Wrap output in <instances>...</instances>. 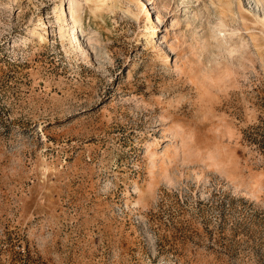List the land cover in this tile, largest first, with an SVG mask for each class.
Returning <instances> with one entry per match:
<instances>
[{"label": "rangeland", "instance_id": "rangeland-1", "mask_svg": "<svg viewBox=\"0 0 264 264\" xmlns=\"http://www.w3.org/2000/svg\"><path fill=\"white\" fill-rule=\"evenodd\" d=\"M0 264H264V0H0Z\"/></svg>", "mask_w": 264, "mask_h": 264}, {"label": "bare ground", "instance_id": "bare-ground-1", "mask_svg": "<svg viewBox=\"0 0 264 264\" xmlns=\"http://www.w3.org/2000/svg\"><path fill=\"white\" fill-rule=\"evenodd\" d=\"M80 11H81V7L79 4L77 3H73L71 2L69 5V14H70V19H71V23L73 24V26L79 21L80 18ZM57 22L61 25L63 24L64 21V17L61 15H57ZM152 27V26H150ZM42 30V21H38V23L36 24V26L30 31V35H36V36H41L40 31ZM220 32V31H219ZM153 33V30L151 31V34ZM65 35V33L63 34L61 32V38H63Z\"/></svg>", "mask_w": 264, "mask_h": 264}]
</instances>
